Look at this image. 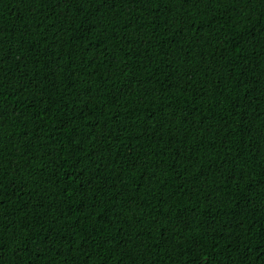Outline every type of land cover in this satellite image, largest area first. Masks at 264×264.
<instances>
[{
	"label": "trees",
	"instance_id": "obj_1",
	"mask_svg": "<svg viewBox=\"0 0 264 264\" xmlns=\"http://www.w3.org/2000/svg\"><path fill=\"white\" fill-rule=\"evenodd\" d=\"M0 264H264V0H0Z\"/></svg>",
	"mask_w": 264,
	"mask_h": 264
}]
</instances>
